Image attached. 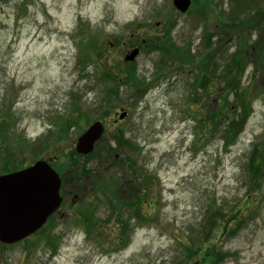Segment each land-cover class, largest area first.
Here are the masks:
<instances>
[{"label": "rangeland", "instance_id": "rangeland-1", "mask_svg": "<svg viewBox=\"0 0 264 264\" xmlns=\"http://www.w3.org/2000/svg\"><path fill=\"white\" fill-rule=\"evenodd\" d=\"M203 1L211 5L207 19L200 20L178 12L172 0H0V174L52 158V166L65 174L62 194L77 195L78 209L90 205L98 220L95 230H87L69 199L41 233L0 247V264H196L198 250L211 244L218 252L210 264H264V164L256 182L246 171L252 144L264 148V71L255 79L250 53L242 76L243 88H252L250 115L235 143L225 146L220 130L203 132L198 122L208 117V102L222 101L218 85L205 94L198 82L196 92H189L190 72L169 59L161 66L157 60L163 54L145 48L147 40L164 37L198 53L196 61L206 57L208 67L218 53L205 51L204 31L216 48L221 44L231 51L246 31L252 32L250 44L263 36L264 13L226 26L219 15L231 10L233 0ZM84 42L92 59L79 67ZM134 48L137 57L125 62ZM104 67L121 84L110 94L104 85L110 89L112 81L102 85L98 76ZM221 73L217 76L225 77ZM228 102L233 104L232 97ZM74 103L82 104L85 114L73 111ZM98 108L101 113L93 114ZM120 109L127 115L115 124ZM87 116L104 121L105 132L94 146L103 157L78 159L76 165L86 168L82 176L71 172L70 162L77 158L72 156L77 137L90 124ZM69 118L75 122L62 135ZM115 135L134 150L113 147ZM107 143L111 154L101 151ZM128 155L131 160L125 161ZM105 172L121 181L114 189L122 198L136 196L129 184L140 188L138 216L99 203L110 179ZM249 193L255 202L243 211ZM235 211L237 220L225 235H219L222 228L206 227L211 212L221 214L217 223L230 221Z\"/></svg>", "mask_w": 264, "mask_h": 264}, {"label": "trees", "instance_id": "trees-1", "mask_svg": "<svg viewBox=\"0 0 264 264\" xmlns=\"http://www.w3.org/2000/svg\"><path fill=\"white\" fill-rule=\"evenodd\" d=\"M234 1V8H232L231 13L229 14V18L225 17L223 15L224 13H221L220 16L221 23L224 25L228 26L229 24H234L235 22L239 21L242 19V17H250V16H256V15H261L264 13V0H233ZM198 2V0L196 1ZM210 5L209 1H204L203 4L199 7L197 10V16L201 17L206 15L209 10H210ZM250 15V16H249ZM228 16V15H227ZM240 22V21H239ZM242 22V21H241ZM259 25V24H258ZM250 34L252 32L246 31L244 35H239L237 37L238 43L235 46V49L229 53V48L225 47V45L220 46L221 44H218V47H215V44L211 42V35H207V42L205 49L208 51V54L210 52H216L218 53V58L217 60L212 58V60L209 63V66L206 67L204 66V61L206 57L203 59H200L199 61L195 60V56L192 54L191 48H189L187 45H182L181 47H177L176 44H174L171 40L168 41L164 37L158 38L155 41L149 40L147 41V45L149 47H154L156 50L160 51L165 57L163 58L164 61L166 59H171V62L169 63L172 65L175 62H179L181 65V71L188 70L190 72L191 80L190 83L188 81V84L190 86L189 92H196L195 86L199 82V88L202 90L205 94H208L209 91L211 90L210 88H214L215 84H217L218 89L220 88V92L222 91V97L221 100L219 99V104H211L208 102V108L207 110L209 111L208 117L205 119L204 116H202L203 121H198L201 123V130L203 132L206 127L214 128L216 130H220V139H222L223 144L225 146H230L235 143L236 139L238 136L243 132L245 123L250 115V103L249 99V93L248 91H251L252 88L244 87L242 86V76L244 73V70L248 66L247 63H250L248 61L249 54L252 53V56L254 57L253 62L255 65V70L253 73V76L256 78L255 73L260 70L264 71V34L262 37L257 38V40L254 41V43L250 44L249 39H250ZM147 46V47H148ZM88 45H83V51H87ZM256 51H253V50ZM205 50V51H206ZM212 50V51H211ZM84 60H89L92 59V57L85 53L83 55ZM207 59L210 60L209 57ZM223 62V63H222ZM86 62L82 61L80 64H85ZM166 64V63H163ZM224 64V65H223ZM203 69V71H202ZM222 69V76L225 77H218L216 74L213 76L212 71L216 70L217 72ZM201 77H197V74H202ZM214 72V71H213ZM220 73V72H219ZM224 73V75H223ZM218 77V78H217ZM115 76H113L109 73V70L107 68H104L103 72L101 73V81L105 84L107 81H112L113 86L110 89H107L109 94L112 93V91H115L116 87H120L119 83H115ZM214 79V80H213ZM223 79V81L221 80ZM254 79V78H253ZM118 80V78H117ZM137 81V80H133ZM192 81H194L192 83ZM226 81V83L221 86V84ZM257 81V80H255ZM138 83V81H137ZM255 86V84H254ZM105 88H108L106 85H104ZM191 94V93H190ZM191 98L193 99L194 94L190 95ZM229 97H232L233 104L229 103ZM220 98V97H219ZM107 100V98H106ZM196 99H194L193 102H195ZM218 103V102H217ZM107 115V112H106ZM206 130V129H205ZM113 141L115 142L116 145L113 147L115 148H120V147H129L127 145L128 141H123V138L119 135H115L113 138ZM261 142H255L252 144L251 151L249 153V157L247 160V173L249 175V179L253 178L255 182L261 175V167L264 164V148L261 145ZM111 146L110 143H107L101 148V151H105L108 154H111L114 150ZM98 150H94L92 153L86 156L85 159L94 160L95 159H101L103 156L97 155ZM72 156H76L77 158H73L72 161L70 162V167H71V172H77L78 175H85L86 173V168L84 165L78 166L76 165L77 162L80 159V155H75L74 152ZM101 156V157H100ZM111 156V155H107ZM89 157V158H88ZM106 157V156H104ZM87 167V165H86ZM63 168V166L61 167ZM58 172L60 174V177L65 175L63 171H59V167L57 168ZM62 170V169H60ZM6 171V170H5ZM111 182H108V185L106 187L109 188H115L118 186L116 184V179L112 176ZM111 192H114V190H110ZM113 193V194H114ZM116 194H114L115 196ZM253 193H249L246 196V200H250L247 205L248 207H244L243 211L246 209H251V202H255V199L252 200ZM116 197V196H115ZM112 199H109L108 202L110 208L114 210V207L112 206L111 203ZM127 205V204H126ZM243 205V204H242ZM90 205L84 206L82 209L76 208V216H79V221L78 223L85 224L87 227V230H95L96 226L98 225V220L95 219V212L94 209L90 210ZM239 213L242 214V211L238 210ZM140 213L139 208L136 211V216ZM213 212L210 213V215L207 216L205 225L206 227H209L208 230L213 229V231L219 230L222 228L221 233L219 235L223 236L228 233L229 227L231 226L232 223H234L237 219V211L232 215V219L230 221H223L222 219L215 222L216 219H218V216L221 217V214L217 215L216 217L214 216ZM220 222H223L220 224ZM123 228H127L126 225L123 226ZM124 234V231L122 232ZM214 236V233H213ZM205 239V238H204ZM193 245H190L191 247H197L198 242L192 241L190 242ZM189 243V244H190ZM55 245V244H54ZM189 246V247H190ZM0 247H4L1 246ZM202 248V247H201ZM201 248L198 250V253L202 252V255L197 258L196 264H210L212 260L214 261V254H217L218 251L216 246L214 244H211L210 246H207L204 250H201ZM189 252H190V248ZM190 253H193L190 252ZM198 253L196 256H198ZM194 254V255H195ZM193 255V256H194ZM219 255V254H218ZM191 256V258H194ZM220 256V255H219Z\"/></svg>", "mask_w": 264, "mask_h": 264}, {"label": "water", "instance_id": "water-1", "mask_svg": "<svg viewBox=\"0 0 264 264\" xmlns=\"http://www.w3.org/2000/svg\"><path fill=\"white\" fill-rule=\"evenodd\" d=\"M174 6L185 12L190 0H173ZM133 50L125 60H133ZM125 113L120 115V119ZM100 123L91 126L76 143V151L86 154L102 134ZM60 179L56 171L44 160L32 166L0 176V242L10 244L31 235L58 208Z\"/></svg>", "mask_w": 264, "mask_h": 264}, {"label": "flooded vegetation", "instance_id": "flooded-vegetation-1", "mask_svg": "<svg viewBox=\"0 0 264 264\" xmlns=\"http://www.w3.org/2000/svg\"><path fill=\"white\" fill-rule=\"evenodd\" d=\"M114 123H118V121L114 119Z\"/></svg>", "mask_w": 264, "mask_h": 264}]
</instances>
